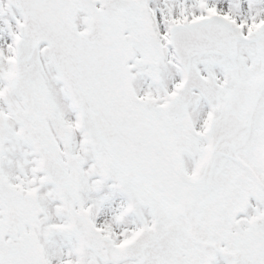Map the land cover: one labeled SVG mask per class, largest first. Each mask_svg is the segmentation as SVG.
Listing matches in <instances>:
<instances>
[{
	"label": "snow or ice",
	"instance_id": "1",
	"mask_svg": "<svg viewBox=\"0 0 264 264\" xmlns=\"http://www.w3.org/2000/svg\"><path fill=\"white\" fill-rule=\"evenodd\" d=\"M0 264H264V0H0Z\"/></svg>",
	"mask_w": 264,
	"mask_h": 264
}]
</instances>
